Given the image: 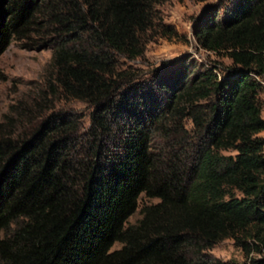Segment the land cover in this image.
Listing matches in <instances>:
<instances>
[{
  "label": "trees",
  "instance_id": "1",
  "mask_svg": "<svg viewBox=\"0 0 264 264\" xmlns=\"http://www.w3.org/2000/svg\"><path fill=\"white\" fill-rule=\"evenodd\" d=\"M162 1L0 0V58L52 49L60 91L93 107L87 131L72 111L0 125V264H239L209 253L229 239L264 264V0L196 28L229 68L184 60L138 84L121 58L145 54ZM143 195L159 203L129 225Z\"/></svg>",
  "mask_w": 264,
  "mask_h": 264
},
{
  "label": "rangeland",
  "instance_id": "2",
  "mask_svg": "<svg viewBox=\"0 0 264 264\" xmlns=\"http://www.w3.org/2000/svg\"><path fill=\"white\" fill-rule=\"evenodd\" d=\"M236 0H163L157 6L156 36L146 46L145 54L137 60L121 58L124 68L139 71L138 82L152 85V79L159 70L170 72L180 68L186 60L198 66L218 64L222 68L232 66L225 54H215L203 49L197 41L195 31L203 22L209 10H219L223 18ZM174 33L167 35L164 30ZM53 50L50 48L26 49L19 42H13L0 58V69L5 81L0 82V125L5 133L18 134L31 130L41 120L54 112L72 111L83 116L84 130L91 125L93 107L86 102L66 97L56 83L53 68ZM187 127L191 124L187 122ZM159 203L143 195L138 212L131 217L129 225L142 219L141 211L147 205ZM120 244L115 246L119 249ZM209 253L220 260L243 264L246 257L234 240H226Z\"/></svg>",
  "mask_w": 264,
  "mask_h": 264
},
{
  "label": "built area",
  "instance_id": "3",
  "mask_svg": "<svg viewBox=\"0 0 264 264\" xmlns=\"http://www.w3.org/2000/svg\"><path fill=\"white\" fill-rule=\"evenodd\" d=\"M212 53V52H211ZM255 79L260 83L262 88V100L264 102V76H255ZM264 114V109H263Z\"/></svg>",
  "mask_w": 264,
  "mask_h": 264
},
{
  "label": "crops",
  "instance_id": "4",
  "mask_svg": "<svg viewBox=\"0 0 264 264\" xmlns=\"http://www.w3.org/2000/svg\"><path fill=\"white\" fill-rule=\"evenodd\" d=\"M261 136H263V137H264V132L261 134Z\"/></svg>",
  "mask_w": 264,
  "mask_h": 264
}]
</instances>
